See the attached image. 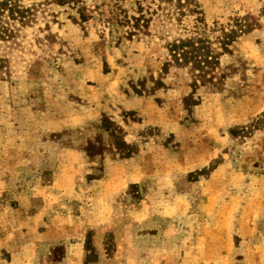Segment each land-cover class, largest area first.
<instances>
[{"label":"rangeland","instance_id":"rangeland-1","mask_svg":"<svg viewBox=\"0 0 264 264\" xmlns=\"http://www.w3.org/2000/svg\"><path fill=\"white\" fill-rule=\"evenodd\" d=\"M11 2L0 264H264V0Z\"/></svg>","mask_w":264,"mask_h":264},{"label":"trees","instance_id":"trees-1","mask_svg":"<svg viewBox=\"0 0 264 264\" xmlns=\"http://www.w3.org/2000/svg\"><path fill=\"white\" fill-rule=\"evenodd\" d=\"M6 11L9 13L10 16H13V13L18 11V8H16V4L11 2V0L0 1V39L11 36V30L8 28V26L4 25L3 14ZM182 46H184V48L188 47V49L182 50L180 54L176 52L175 59L176 60L182 59L181 61L177 60V63L187 62V61H193V63L198 65L202 63L200 62L201 60H198L202 55L199 53L201 47H199L197 43H193V42L179 43V44L175 43L171 46V48L173 50H176L178 48H181ZM209 57H211L210 60H208ZM207 58L203 60L205 63H213V64L215 63L214 56L208 55Z\"/></svg>","mask_w":264,"mask_h":264}]
</instances>
